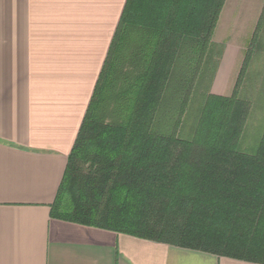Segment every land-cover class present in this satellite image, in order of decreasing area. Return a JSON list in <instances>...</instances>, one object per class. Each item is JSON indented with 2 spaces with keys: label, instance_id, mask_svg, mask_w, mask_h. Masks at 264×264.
<instances>
[{
  "label": "trees",
  "instance_id": "obj_1",
  "mask_svg": "<svg viewBox=\"0 0 264 264\" xmlns=\"http://www.w3.org/2000/svg\"><path fill=\"white\" fill-rule=\"evenodd\" d=\"M224 3L125 1L52 217L264 264V129L254 153L239 149L251 108L239 91L253 43L231 90L211 92Z\"/></svg>",
  "mask_w": 264,
  "mask_h": 264
},
{
  "label": "crops",
  "instance_id": "obj_2",
  "mask_svg": "<svg viewBox=\"0 0 264 264\" xmlns=\"http://www.w3.org/2000/svg\"><path fill=\"white\" fill-rule=\"evenodd\" d=\"M125 1L0 0V264H260L50 215Z\"/></svg>",
  "mask_w": 264,
  "mask_h": 264
},
{
  "label": "rangeland",
  "instance_id": "obj_3",
  "mask_svg": "<svg viewBox=\"0 0 264 264\" xmlns=\"http://www.w3.org/2000/svg\"><path fill=\"white\" fill-rule=\"evenodd\" d=\"M264 0H225L212 40V66L217 64L220 83L231 90L249 45L252 44L250 62L245 71L239 97L249 101L251 108L239 149L254 153L264 129V21L252 41L258 19L263 16ZM224 47L218 61V51ZM216 70V72H217ZM205 88V86H204ZM199 101L191 104L190 115L181 131L190 137L198 114Z\"/></svg>",
  "mask_w": 264,
  "mask_h": 264
}]
</instances>
